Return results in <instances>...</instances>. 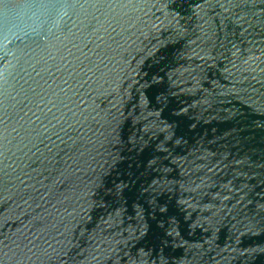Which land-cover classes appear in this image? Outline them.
<instances>
[{
    "label": "water",
    "instance_id": "water-1",
    "mask_svg": "<svg viewBox=\"0 0 264 264\" xmlns=\"http://www.w3.org/2000/svg\"><path fill=\"white\" fill-rule=\"evenodd\" d=\"M0 264H264V0H0Z\"/></svg>",
    "mask_w": 264,
    "mask_h": 264
}]
</instances>
